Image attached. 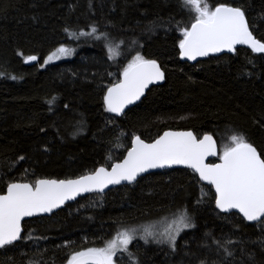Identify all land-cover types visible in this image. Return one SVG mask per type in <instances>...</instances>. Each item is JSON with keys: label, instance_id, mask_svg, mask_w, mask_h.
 Instances as JSON below:
<instances>
[{"label": "trees", "instance_id": "1", "mask_svg": "<svg viewBox=\"0 0 264 264\" xmlns=\"http://www.w3.org/2000/svg\"><path fill=\"white\" fill-rule=\"evenodd\" d=\"M208 1L242 7L264 41V0ZM192 15L180 0H0V193L16 181L109 166L122 160L134 136L153 141L168 129L212 134L221 148L239 133L264 153V54L240 47L195 64L182 60L178 42ZM92 26L95 35H70ZM101 33L107 41L96 38ZM61 45L74 49L72 56L43 66ZM137 51L161 65L165 82L117 117L105 111L103 96ZM33 55L38 61L25 64ZM185 207L195 227L178 237L175 251L135 239L117 262L264 264V226L217 209L212 187L187 168L157 171L26 220L22 236L33 238L0 250V264H66L69 252L103 247L124 227ZM228 240L235 242L227 245L232 257L216 243Z\"/></svg>", "mask_w": 264, "mask_h": 264}, {"label": "snow or ice", "instance_id": "2", "mask_svg": "<svg viewBox=\"0 0 264 264\" xmlns=\"http://www.w3.org/2000/svg\"><path fill=\"white\" fill-rule=\"evenodd\" d=\"M180 3L182 10L193 14L194 21L181 30L178 42L181 57L196 60L197 57H208L225 51L235 53L239 45H246L253 53L264 54V41L253 35L242 7L218 4L213 8L202 0H180ZM97 32L98 29L92 26L90 33L70 35L78 38L95 35ZM101 36L108 40L107 33H101L96 38L100 39ZM120 43L123 44V41ZM106 47L109 58H112L113 44L108 42ZM73 51L74 49L61 45L47 57L45 63L70 56ZM36 60L37 57L33 55L28 56L25 62ZM121 76L122 79L107 86L103 96L105 111L116 115L124 114L125 108L139 100L150 84L162 81L164 72L156 60L146 59L137 51L123 67ZM10 78L16 79L15 76ZM54 101L55 97L50 103ZM209 157H218L220 162H206ZM174 165L192 169L193 173L198 174L199 180L213 186L215 207L221 212L231 213L236 210L243 220L264 226V153L258 152L239 133L232 134L230 141L221 148L209 134L198 138L191 131H167L151 143H146L140 136H134L126 156L120 162L113 161L109 166L101 165L75 178H40L34 182L7 184L6 193L0 195V250L12 248L17 242L33 238L31 233L22 236V222L27 217L52 213L66 201L75 200L82 194L103 193L109 185L122 182L132 184L149 170L171 168ZM194 227L193 217L185 207L172 213L171 222L163 232L157 233L150 227H143L140 238L145 243L149 240L157 244L167 243L175 251L181 232ZM137 232L136 227H124L106 241L103 247H87L69 252L66 264H115L117 252H127ZM216 243L226 257L233 256L227 245L235 242L228 240L225 245ZM129 257H132L131 253ZM133 264H139V261H133Z\"/></svg>", "mask_w": 264, "mask_h": 264}, {"label": "water", "instance_id": "3", "mask_svg": "<svg viewBox=\"0 0 264 264\" xmlns=\"http://www.w3.org/2000/svg\"><path fill=\"white\" fill-rule=\"evenodd\" d=\"M228 5V4H227ZM230 6H233V5H230ZM251 30V29H250ZM252 31V30H251ZM253 35L255 36V34L253 33ZM256 37V36H255ZM257 38V37H256ZM240 47H247L246 45H239V46H237V49L238 48H240ZM248 48V47H247ZM225 53H228L227 51H225L224 53H217V54H212V55H210V56H219V55H222V54H225ZM37 57V56H36ZM209 57V56H208ZM204 58H206V57H197V59L196 60H188L187 58H184V57H182V60H184V61H186V62H188V63H191V64H195V63H197L198 61H200V60H202V59H204ZM38 61V57H37V60L36 61H31V62H25V64H27V65H32V64H34V63H36ZM158 63V62H157ZM159 64V63H158ZM159 66H160V68H161V70L164 72V70L162 69V67H161V65L159 64ZM120 79H122V76H121V78ZM165 82V72H164V79L162 80V81H156V82H153L152 84H150L149 86H148V88H146L145 89V93H144V95L143 96H141V98L139 99V100H137V101H135L133 104H130V105H128L126 108H125V110H124V114L130 109V108H132V107H134L135 105H137V104H139L141 101H142V99L146 96V94H147V92H148V90L151 88V87H153V86H157V85H162L163 83ZM112 114H114V113H112ZM124 114H122V115H116V114H114L115 116H117V117H121V116H123ZM167 131H172V132H182V131H191V132H193V134L194 135H196L195 134V132L193 131V130H189V129H168V130H165L164 132H167ZM164 132L160 135V136H162L163 134H164ZM207 134H209V133H207ZM209 135H212V134H209ZM138 136V135H137ZM160 136H158L156 139H158ZM197 136V135H196ZM213 136V135H212ZM213 138L217 141V139L213 136ZM142 139V138H141ZM155 140V139H154ZM154 140L153 141H146V140H144L146 143H151V142H154ZM217 145H218V147H219V144H218V141H217ZM129 150V149H128ZM258 151V150H257ZM259 152V151H258ZM126 154H127V152H126ZM126 154H125V156H126ZM123 159V158H122ZM121 161V160H120ZM120 161H117V162H120ZM206 162H216V163H219L220 161H219V159H218V157H209L208 158V161H206ZM175 168H187L186 166H183V165H174V166H172L171 168H163V169H152V170H149V172H147V173H143L142 175H141V177H138L137 178V181L140 179V178H142V177H144V176H146V175H149V174H151V173H154V172H157V171H164V170H167V169H175ZM187 169H190V168H187ZM191 171H193L192 169H190ZM197 175V177H198V174H196ZM72 178H75V177H72ZM52 179H54V178H52ZM198 179H199V177H198ZM136 181V182H137ZM201 183H203V184H206V185H209L206 181H201V180H199ZM16 182H23V181H16ZM136 182H134V183H136ZM134 183H132V184H134ZM123 185H130L128 182H122L121 184H118V185H109V187L108 188H106L105 190H104V192L103 193H100V194H104V193H106V192H108L109 190H111V189H113V188H116V187H118V186H123ZM211 186V185H210ZM212 187V189H213V191L215 192V189H214V187L213 186H211ZM6 193V191L4 192V193H0V195H2V194H5ZM94 193H96V192H94ZM94 193H88V194H82L81 196H78V197H76V199L75 200H69V201H66L60 208H57V209H54L53 210V212L52 213H45V214H40V215H38V216H34V217H27V218H25V220L22 222V224H24V222L26 221V220H29V219H32V218H37V217H43V216H50V215H52L53 213H55V212H57V211H59L60 209H62V208H64L66 205H68V204H70V203H73V202H75V201H77L78 199H80L81 197H84V196H86V195H90V194H94ZM231 213H237V214H239L238 212H236V210H233ZM241 217H242V215L241 214H239ZM253 223H255V222H253ZM22 234H23V232H22Z\"/></svg>", "mask_w": 264, "mask_h": 264}, {"label": "rangeland", "instance_id": "4", "mask_svg": "<svg viewBox=\"0 0 264 264\" xmlns=\"http://www.w3.org/2000/svg\"><path fill=\"white\" fill-rule=\"evenodd\" d=\"M202 2L207 3L210 7H212V6L210 5V3H209L208 0H202ZM65 47H67V46H65ZM68 48H69V47H68ZM71 56H72V55H70V56H64V57H61L60 59H54V60L49 61V62H47V63L58 62V61H60V60H64V59H66L67 57H71ZM46 59H47V58H46ZM46 59H45L44 62H43V63H44L43 66L47 64V63H45ZM165 217H167L168 219L165 220V219H164ZM165 217H161V218H158V219H155V220H151V221L147 222L145 225H142V226H137L136 228L138 229V232H137V234H136V238H135V239L143 240V239L140 238V237L142 236V234H143V233H142V228H143V227H150L154 232H157V233L163 232L164 228H165V227L171 222L172 215H168V216H165ZM185 230H187V229H185ZM185 230H184V231H185ZM184 231H182L181 234H182ZM181 234H180V235H181ZM135 239H134V240H135ZM177 239H178V238H177ZM134 240H133V241H134ZM164 244H167V243H164ZM128 247H129V246H128ZM120 253H122V252H117L116 257H114L115 264H120V263L117 262V256H118Z\"/></svg>", "mask_w": 264, "mask_h": 264}]
</instances>
